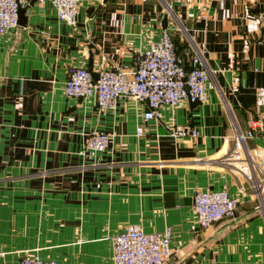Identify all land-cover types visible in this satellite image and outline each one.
I'll return each mask as SVG.
<instances>
[{
    "label": "crops",
    "instance_id": "0c3cea01",
    "mask_svg": "<svg viewBox=\"0 0 264 264\" xmlns=\"http://www.w3.org/2000/svg\"><path fill=\"white\" fill-rule=\"evenodd\" d=\"M164 28L185 63L195 48L203 55L204 102L164 106L155 121L130 97L99 110L92 97L64 94L69 65L93 76L130 72ZM263 88L264 0H78L72 25L50 3L27 0L24 23L0 34V261L37 253L57 264H111L108 235L135 223L171 228L163 264H264L253 177L221 161L232 132L259 116ZM170 127L197 134L173 137ZM92 130L109 134L102 151L84 146ZM245 145L264 155L259 135ZM203 188L235 195L234 213L199 226L191 195Z\"/></svg>",
    "mask_w": 264,
    "mask_h": 264
},
{
    "label": "built area",
    "instance_id": "2783aa9c",
    "mask_svg": "<svg viewBox=\"0 0 264 264\" xmlns=\"http://www.w3.org/2000/svg\"><path fill=\"white\" fill-rule=\"evenodd\" d=\"M52 5L57 20L72 25L76 21L78 0H35ZM27 0H0V34L15 28L17 8L25 6ZM208 68L201 52L195 50L185 63L175 52L174 42L167 28L160 36L139 49L134 56L133 69L128 72L120 67L100 69L93 76L83 65L71 64L66 69L62 90L66 96L92 97L99 110L115 108L119 97H130L143 106V120L158 121L161 109L175 107L180 101L202 103L206 100ZM262 109L257 118L248 121L244 131L234 130L233 145L221 157L229 169L253 177L250 184L261 205L264 206V155L253 156L245 145L254 135L264 138V88L261 91ZM142 124L135 127L142 133ZM167 133L173 137H194V127H170ZM109 134L92 130L84 146L102 151L108 143ZM238 204L235 195L225 188H203L191 195V206L199 226L231 216ZM171 228L144 231L137 224L129 223L124 229L108 235L111 245V264H163L170 254ZM0 264H57L53 257H42L37 253H23L15 262L0 261ZM194 264H201L196 261Z\"/></svg>",
    "mask_w": 264,
    "mask_h": 264
},
{
    "label": "water",
    "instance_id": "95a60500",
    "mask_svg": "<svg viewBox=\"0 0 264 264\" xmlns=\"http://www.w3.org/2000/svg\"><path fill=\"white\" fill-rule=\"evenodd\" d=\"M24 8L25 6H19L17 8V23L23 24L24 23ZM166 20V13L161 14V23L164 26Z\"/></svg>",
    "mask_w": 264,
    "mask_h": 264
},
{
    "label": "trees",
    "instance_id": "16d2710c",
    "mask_svg": "<svg viewBox=\"0 0 264 264\" xmlns=\"http://www.w3.org/2000/svg\"><path fill=\"white\" fill-rule=\"evenodd\" d=\"M173 39V38H172Z\"/></svg>",
    "mask_w": 264,
    "mask_h": 264
}]
</instances>
